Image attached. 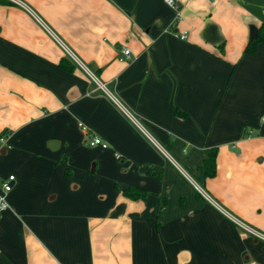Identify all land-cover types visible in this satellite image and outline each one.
<instances>
[{
    "label": "crops",
    "instance_id": "obj_1",
    "mask_svg": "<svg viewBox=\"0 0 264 264\" xmlns=\"http://www.w3.org/2000/svg\"><path fill=\"white\" fill-rule=\"evenodd\" d=\"M177 1L0 0V264H264V0Z\"/></svg>",
    "mask_w": 264,
    "mask_h": 264
},
{
    "label": "built area",
    "instance_id": "obj_2",
    "mask_svg": "<svg viewBox=\"0 0 264 264\" xmlns=\"http://www.w3.org/2000/svg\"><path fill=\"white\" fill-rule=\"evenodd\" d=\"M165 1H166V4L169 7L174 8L176 10L179 9V3H178L177 0H165ZM177 18L178 19L180 18V13H178ZM179 37L181 39L187 38V32L184 31L182 34L179 35ZM131 59H132L131 49L128 48V47L123 48V50H122V56L120 57V61L126 62V61H130ZM79 125L81 127H84L85 131L87 132V134H88V145L90 147H97V146H100V147H103V148H107L108 147L107 143L102 138H100L98 136H95L94 134L90 133L87 130L86 126L83 123H80ZM0 142L2 144H5L6 143V137H5V135L0 136ZM160 150L167 156L166 151L162 150L161 148H160ZM184 174L186 175L187 178L189 177L186 172H184ZM14 180H15V176L14 175H11V176H9L8 180L5 181V182H3V184H2V192L0 193V211H6V210L9 209V204H8V201H7V198H6V194L9 193L12 190L11 183ZM197 190L199 191L200 194H202L206 198L212 200V198L209 196V194L203 188L197 186ZM212 202H214V201L212 200ZM232 219L238 225H240L241 227H243L244 229H246L248 232H250V233L256 235L257 237H259L260 239L264 240V235L263 234H260L258 232H255V230H253L250 227L244 225L241 221L235 219L234 217H232Z\"/></svg>",
    "mask_w": 264,
    "mask_h": 264
},
{
    "label": "trees",
    "instance_id": "obj_3",
    "mask_svg": "<svg viewBox=\"0 0 264 264\" xmlns=\"http://www.w3.org/2000/svg\"><path fill=\"white\" fill-rule=\"evenodd\" d=\"M264 43V20L262 21L260 27L257 30V33L255 36L252 38V40L246 45L244 54H252L256 51L257 47ZM176 113L178 115H182V111L180 109H177ZM186 114L183 113V116ZM217 155H218V148L214 147L211 149L209 155L204 159L203 166L202 168L205 171V176L206 177H214L216 175V170H217ZM157 168V167H155ZM162 168H158L154 172V176L157 178L162 177ZM124 195L126 197H129L131 199H139L142 198L146 195V190L142 187L139 186H134L131 185L127 189L123 191Z\"/></svg>",
    "mask_w": 264,
    "mask_h": 264
},
{
    "label": "rangeland",
    "instance_id": "obj_4",
    "mask_svg": "<svg viewBox=\"0 0 264 264\" xmlns=\"http://www.w3.org/2000/svg\"><path fill=\"white\" fill-rule=\"evenodd\" d=\"M243 228V227H242ZM246 231V230H245Z\"/></svg>",
    "mask_w": 264,
    "mask_h": 264
},
{
    "label": "water",
    "instance_id": "obj_5",
    "mask_svg": "<svg viewBox=\"0 0 264 264\" xmlns=\"http://www.w3.org/2000/svg\"><path fill=\"white\" fill-rule=\"evenodd\" d=\"M257 33V32H256ZM147 171V170H146Z\"/></svg>",
    "mask_w": 264,
    "mask_h": 264
}]
</instances>
